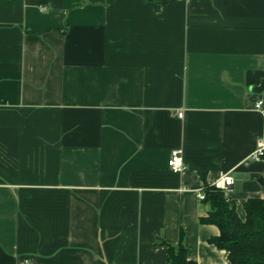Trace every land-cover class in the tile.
<instances>
[{
	"label": "crops",
	"instance_id": "0c3cea01",
	"mask_svg": "<svg viewBox=\"0 0 264 264\" xmlns=\"http://www.w3.org/2000/svg\"><path fill=\"white\" fill-rule=\"evenodd\" d=\"M263 80L264 0H0V264H231L199 195L264 198Z\"/></svg>",
	"mask_w": 264,
	"mask_h": 264
},
{
	"label": "trees",
	"instance_id": "16d2710c",
	"mask_svg": "<svg viewBox=\"0 0 264 264\" xmlns=\"http://www.w3.org/2000/svg\"><path fill=\"white\" fill-rule=\"evenodd\" d=\"M259 90L264 91V80ZM204 193L202 200L209 210L200 216V221L219 228V234L211 237L210 242L227 251L231 264H264V198H248L244 202L246 216L241 218L224 190L207 184ZM170 264L197 262L188 257V249L180 242L178 246L170 245Z\"/></svg>",
	"mask_w": 264,
	"mask_h": 264
},
{
	"label": "built area",
	"instance_id": "2783aa9c",
	"mask_svg": "<svg viewBox=\"0 0 264 264\" xmlns=\"http://www.w3.org/2000/svg\"><path fill=\"white\" fill-rule=\"evenodd\" d=\"M45 7V6H44ZM255 108L260 109L264 112V97L258 99L255 103ZM179 116H183V112H179ZM264 156V141L259 140L257 148L251 153L250 158L252 159H259ZM169 166L172 170L175 172H184L187 168V165L184 161L183 153L181 148H175L171 152V156L169 158ZM233 179L232 176L228 174H223L214 185L224 191L228 190L230 188V185L232 184ZM200 199L205 198V193H200Z\"/></svg>",
	"mask_w": 264,
	"mask_h": 264
}]
</instances>
